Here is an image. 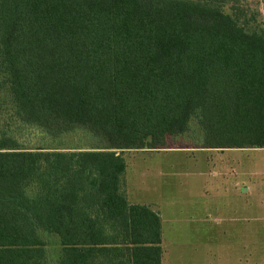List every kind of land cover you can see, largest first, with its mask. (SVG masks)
<instances>
[{
	"label": "trees",
	"instance_id": "trees-1",
	"mask_svg": "<svg viewBox=\"0 0 264 264\" xmlns=\"http://www.w3.org/2000/svg\"><path fill=\"white\" fill-rule=\"evenodd\" d=\"M241 6L0 0V264H161L160 217L127 200L120 152L192 122L198 147L264 148V27ZM21 127L99 144L21 148Z\"/></svg>",
	"mask_w": 264,
	"mask_h": 264
},
{
	"label": "rangeland",
	"instance_id": "rangeland-1",
	"mask_svg": "<svg viewBox=\"0 0 264 264\" xmlns=\"http://www.w3.org/2000/svg\"><path fill=\"white\" fill-rule=\"evenodd\" d=\"M241 3V8L244 9L243 11L246 14L250 16V11L254 13L255 19L250 21L248 28L264 27V2L262 0H241ZM223 10L232 12L229 5L225 6ZM15 137L20 147L27 149L83 150L99 144L89 132L82 128H75L61 136L51 138L34 127H21L15 132ZM199 140L200 131L195 122H192L189 131L185 135L170 137L167 147L181 148L190 143L196 146ZM225 149L235 151L233 162H238L237 165L243 168V171H245V168H247L248 172L251 169L253 170L255 203L253 210L248 208V211L245 212L231 207H205L200 208L199 212L191 213L197 208H187L185 214L178 216L177 210H182V208H175V212L168 210L169 212H165V214H172L175 218L186 217L192 222L183 223L180 221L177 223L182 226L181 229L176 230L180 232H178V237L173 241V246L178 250L177 255L173 256L166 251L168 240L166 235L164 236L163 247L165 253L162 250L163 258L161 264H185L186 262L190 264H264V148ZM157 150L161 149H125L120 152L126 164L123 174V188L129 203L143 201L150 195V197H158L161 194H166L162 191L166 186L164 175L167 173H161L162 177H160L158 169L166 168L167 163H169V166L170 162L168 161L171 157L165 154H149ZM178 167H181V164H178ZM179 186L180 188H177L174 192L181 195L187 188L183 186L182 182H180ZM135 190L137 194H134ZM245 214L248 217L252 215L253 221L249 220L243 223L228 222V220H233V217ZM241 225L248 228L247 238L241 237L240 234H238L239 237L237 238H227L228 236L221 235L219 232L223 227H227L226 231L229 229L232 231L237 226L241 227ZM45 236L46 250L50 255L54 250L53 246L57 244H55L51 235L47 234ZM191 248H196V252L187 255L186 252L188 253Z\"/></svg>",
	"mask_w": 264,
	"mask_h": 264
},
{
	"label": "crops",
	"instance_id": "crops-1",
	"mask_svg": "<svg viewBox=\"0 0 264 264\" xmlns=\"http://www.w3.org/2000/svg\"><path fill=\"white\" fill-rule=\"evenodd\" d=\"M149 154L156 155H169V159L166 168L158 169L160 171L159 176L163 174L166 179V186L162 192L166 194L158 197H148L143 201H134L131 203L142 204L150 207L152 210L158 213L161 221V246L163 247L164 236L166 235L168 245L166 251L175 256L178 254V250L173 246L175 238L178 237L176 231L182 228L179 223L192 221L186 217L175 218L172 214L167 215L165 212H175L177 210V216L185 214L187 208H197L191 213L200 211V208L212 207V208H238L245 212L248 208L253 210L254 203V186H253V170L243 171L233 158H235V151L230 149H215V148H202L193 145L192 143L182 146L181 148H163L161 150L153 151ZM181 164V167L177 168V165ZM159 177V179H161ZM180 182L187 188L181 195L175 193L174 190L180 188ZM161 183H163L161 181ZM136 193V190L134 191ZM167 204V205H166ZM190 214V213H189ZM190 217V216H189ZM194 218V217H193ZM233 220L228 222H248L253 221V216L248 217L245 215H239V217H233ZM195 219V218H194ZM196 220V219H195ZM246 226L236 227V229H229L223 227L219 232L221 235L230 237H248V228ZM197 229V227H195ZM212 229V227H211ZM192 249V248H191ZM186 254L191 255L196 252V248L192 249ZM201 253L200 250H198ZM163 253L161 257L162 263ZM185 264H190L186 262Z\"/></svg>",
	"mask_w": 264,
	"mask_h": 264
}]
</instances>
